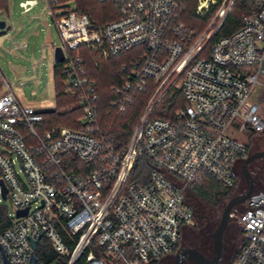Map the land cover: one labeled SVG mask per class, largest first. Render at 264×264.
<instances>
[{"label": "built area", "instance_id": "obj_1", "mask_svg": "<svg viewBox=\"0 0 264 264\" xmlns=\"http://www.w3.org/2000/svg\"><path fill=\"white\" fill-rule=\"evenodd\" d=\"M44 1L61 37L64 57L54 63L80 115L76 126L46 129L44 113L20 103L5 82L0 179L9 226L0 232V264H28L40 234L60 264H74L92 242L86 261L159 262L177 251L192 221L195 186L209 177L235 188L256 144L245 133L264 134L252 99L264 78V0H251L240 25L217 38L237 0H111L116 18L99 25L68 7L72 0ZM34 2L21 4L28 10ZM187 6L195 18L209 17L201 30L180 20ZM82 44L102 59L138 50L119 64L107 102L77 49ZM118 124L125 141L112 134ZM253 194L261 196L236 217L244 241L228 264H264V177ZM59 229L77 237L73 250Z\"/></svg>", "mask_w": 264, "mask_h": 264}, {"label": "rangeland", "instance_id": "obj_2", "mask_svg": "<svg viewBox=\"0 0 264 264\" xmlns=\"http://www.w3.org/2000/svg\"><path fill=\"white\" fill-rule=\"evenodd\" d=\"M26 1L28 0H6V8L0 7V20L6 23L4 30H0V93L5 92L7 82L20 103L37 109L54 108L53 49L61 45V37L45 1L34 0V4L25 10L21 3ZM68 7L74 9V0L68 3ZM260 81L263 85L255 87L252 99L259 104L260 113L264 117V78H260ZM253 136H256V144L264 145L263 133L253 135L250 132H246L244 136L247 144ZM237 187L236 185L230 191H235ZM1 202L6 205L5 200ZM226 202L223 199L215 207L204 203L215 223L220 220ZM9 212L11 213L10 207ZM237 215L239 214L230 218V224L236 221ZM188 223L190 225L192 221ZM44 239L51 246L49 240ZM104 262L110 264L106 260Z\"/></svg>", "mask_w": 264, "mask_h": 264}, {"label": "trees", "instance_id": "obj_3", "mask_svg": "<svg viewBox=\"0 0 264 264\" xmlns=\"http://www.w3.org/2000/svg\"><path fill=\"white\" fill-rule=\"evenodd\" d=\"M74 2L78 11L86 13L98 25L104 24L116 18L115 7L111 0H107L106 2H99V0H74ZM0 7L6 8V0H0ZM251 8V0H237L234 7L232 8L230 15L218 30L216 38L222 35H227L235 30L240 25L242 15L247 13ZM179 18L187 26L196 28L198 30H201L206 25L209 19V17L205 19L195 18L192 15L191 8L188 6L179 11ZM77 49L79 50L83 62L88 69L90 77L95 79L97 82V88L102 103L107 102V100H109L111 97L110 86L119 81V76L117 73L119 64L121 62H126L134 59L135 53L138 51L137 49H135L131 52L123 53L118 57L102 59L97 52L88 49L83 44L79 45ZM96 62L97 64H95ZM52 77L55 88V106L53 112L44 113L43 115L45 128L49 129L51 127H58L61 125L76 126L80 111L77 106L76 100L66 95L64 92V88L61 83L62 76L59 70V65L57 64L53 65L52 67ZM141 97L143 96H140L139 101L135 103L138 109L143 106V102L145 101V98L143 99ZM180 103L181 102H179V104ZM113 119L114 117L108 118V121L112 122ZM123 130H125V127L121 126L120 124L113 127L112 134L114 135L115 139L122 141H125L127 139V133ZM263 177L264 168L262 172V180ZM230 190L231 189L225 188L222 185L216 183L213 179L206 177L203 178L201 182L195 186V188L193 189V196L194 198H197V200H199L201 203H206L215 207L218 206L220 202L230 194ZM8 226V207L7 205H4L0 200V232H2ZM59 231L62 234L65 243L68 245L69 250H73L77 237L75 236L72 240L67 237L65 231H63L62 229H59ZM44 238L45 237L39 240L35 249V256L37 258L36 264H54L56 261H58L60 264V256L51 248V246ZM93 247L94 242L90 244V248ZM90 248H86L74 264H85L86 254ZM97 249V252L102 251V248L100 246H98ZM237 252L238 250L236 251V253ZM233 257L223 262L222 264H228L233 259ZM63 259L65 261L66 258L63 257ZM106 262L108 261L106 260ZM156 263L157 262H151L149 264Z\"/></svg>", "mask_w": 264, "mask_h": 264}, {"label": "flooded vegetation", "instance_id": "obj_4", "mask_svg": "<svg viewBox=\"0 0 264 264\" xmlns=\"http://www.w3.org/2000/svg\"><path fill=\"white\" fill-rule=\"evenodd\" d=\"M262 151H264V145L255 144L251 148L249 156L254 153L262 152ZM263 168H264V156L255 158L248 164V170L253 178V183H254L253 193L260 192L263 189V180H262ZM237 186L238 187L236 188L235 191L233 192L230 191V194L227 197H225V200H227V202L231 198L240 196L245 192L246 183L242 176L240 177ZM246 201L239 202L232 207L231 217L235 216L236 214H240L244 210V208L246 207ZM192 204H193L192 224L186 226L183 229L181 234L180 244L177 251L182 248H195L198 251H200L204 256L211 257L212 238L210 234L216 229L219 221L215 223L212 220V217H210V214L208 213V211H206L204 204L201 203L199 200H197V198H193ZM230 218L226 230L223 234L222 254L218 264H222L223 262L232 258L244 241L242 229L240 228V226H238L236 221L230 224ZM196 243H199L200 245H197ZM175 253L165 256L162 260H160L156 264H172ZM186 264H194V263L187 262Z\"/></svg>", "mask_w": 264, "mask_h": 264}, {"label": "water", "instance_id": "obj_5", "mask_svg": "<svg viewBox=\"0 0 264 264\" xmlns=\"http://www.w3.org/2000/svg\"><path fill=\"white\" fill-rule=\"evenodd\" d=\"M6 26L5 21L0 20V30H4ZM63 52L60 46H57L53 50V61L54 62H60L63 60ZM54 108H43L38 109L41 113H50L53 112ZM264 156V151L257 152L249 157H247L244 162L241 165L240 174L243 177L245 183H246V190L245 192L237 197H233L225 204L218 226L216 229L210 234L212 238V256L206 257L204 256L200 251H198L195 248H182L179 249L175 254L173 258L172 264H186L187 262H192L194 264H218L221 258L222 254V239L223 234L226 230V227L228 225L229 218L231 217V209L234 205H236L239 202L246 201V200H257L260 198L261 194H253L254 190V183L253 178L248 170V164L255 158ZM0 198L1 200H6V187L3 183V181L0 179ZM28 208H25L24 210L17 211V216H23L27 213ZM42 234L39 235V237L35 240H32V248L33 253L31 255L30 261L28 264H36L37 258L35 256V249L36 246L41 238ZM7 262V260H6ZM7 264H9L7 262ZM54 264H59L58 261H56ZM85 264H104L103 260L99 257H94L90 260H87Z\"/></svg>", "mask_w": 264, "mask_h": 264}, {"label": "crops", "instance_id": "obj_6", "mask_svg": "<svg viewBox=\"0 0 264 264\" xmlns=\"http://www.w3.org/2000/svg\"><path fill=\"white\" fill-rule=\"evenodd\" d=\"M54 50V49H53ZM1 76V75H0ZM3 93V92H2ZM2 93H0V94H2Z\"/></svg>", "mask_w": 264, "mask_h": 264}]
</instances>
